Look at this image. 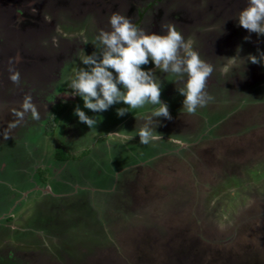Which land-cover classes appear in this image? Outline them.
Segmentation results:
<instances>
[{
	"label": "rangeland",
	"instance_id": "1",
	"mask_svg": "<svg viewBox=\"0 0 264 264\" xmlns=\"http://www.w3.org/2000/svg\"><path fill=\"white\" fill-rule=\"evenodd\" d=\"M19 1L0 0V40L15 48L21 44L29 55L20 57L28 62L15 69L18 84L3 74L0 83L5 86L0 84V90L9 98L26 91L42 106L51 102L49 85L61 83L68 91L76 72L86 67L81 57L96 51L100 30H111L113 13L136 19L139 12L128 15L126 9H133L134 2L151 3L45 0L26 7L42 18L44 28L37 30L33 22L24 29L10 28L7 18L14 11L8 13L7 2L17 6ZM31 1L43 0L23 3ZM152 6L143 13L145 23L157 13L175 12L176 25L162 18L159 26H175L186 44L213 66L206 90L214 99L188 114L177 91L183 83H174V74L155 69L150 60L141 67L152 69L162 82L160 98L172 118H156L157 133L146 145L136 133L158 105L146 104L118 116L116 110L126 107L123 102L94 113L76 96L77 102L60 100L45 115L39 113L40 118L33 119L35 132L52 134L42 140L37 134L33 140L41 143L47 160L68 127L74 133L66 143L74 154L87 147V138L114 125L113 135L128 137L115 138L111 154L102 153L95 139L90 144L92 164L86 157L71 161L77 170L65 179L69 185L58 190L60 195L52 181L32 189L18 186L17 173H6L8 166L0 163V264H264V63L248 61L249 54L264 52V35L238 24L247 0H160ZM51 54L67 58L59 68L46 71L34 62ZM77 105L88 116L101 117L96 128L90 130L79 121L74 114ZM1 109L3 132L2 122L13 123L14 114ZM82 128L85 138L79 134ZM108 140L101 145L112 138ZM50 166L58 170L57 181L64 180L66 175L58 174L63 171L60 166ZM14 183L21 188L17 192Z\"/></svg>",
	"mask_w": 264,
	"mask_h": 264
},
{
	"label": "clouds",
	"instance_id": "2",
	"mask_svg": "<svg viewBox=\"0 0 264 264\" xmlns=\"http://www.w3.org/2000/svg\"><path fill=\"white\" fill-rule=\"evenodd\" d=\"M109 23L111 30L102 29L96 36V51L81 57V63L86 67L76 72L68 85L71 91L65 92L66 95L80 96L84 107L94 113L107 111L112 105L123 102L126 107L116 110L118 116L146 104L158 105L145 117L136 133L140 144L144 145L154 139L157 133L155 128L159 121L156 118L172 117L167 103L160 98L162 82L157 81L152 69L145 71L142 65H147L151 60L155 69L174 74L177 77L174 83H183L182 87H177V91L184 97L182 107L188 114H195L198 108L214 99L206 90L213 66L186 44L182 33L175 26L161 25L164 34L148 32L119 13H113ZM238 24L249 33L264 35V0H247V6L239 13ZM258 52V56L249 54L248 61L253 64L264 63V52L259 49ZM9 72L11 81L18 84L19 72L12 67ZM28 112H31L33 119L40 118L31 97L25 96L22 110L14 111L16 121L0 132V136L4 140L11 137L9 130L17 127ZM74 114L90 130L96 128L101 119L98 115L88 116L79 105L75 107Z\"/></svg>",
	"mask_w": 264,
	"mask_h": 264
},
{
	"label": "flooded vegetation",
	"instance_id": "3",
	"mask_svg": "<svg viewBox=\"0 0 264 264\" xmlns=\"http://www.w3.org/2000/svg\"><path fill=\"white\" fill-rule=\"evenodd\" d=\"M134 3L136 4V6H132L133 9L132 8L126 9L127 14L129 15V13H131L134 10L139 12V14L137 15L136 19L130 18V17H128V18H130L132 20V22L138 28H143V27H145L144 21H146L144 19L145 16L143 15V13L148 11L151 7H153L152 6L153 3H155L156 5L159 4L160 0H151L150 4H141V3H136V2H134ZM7 4H9V2H7ZM154 7H155V5H154ZM113 8H115V6ZM137 12H135V13H137ZM153 17H155V15L151 16V18H153ZM215 42H214V44H215ZM212 43H213V41L210 43L209 47L212 46L211 45ZM19 46H20V48L19 47L15 48V46L13 44H9L6 40H4V38L0 40V81H1V76L3 74L6 73L5 76L6 75H7V77L10 76V72H9L10 67H12L14 70L19 69L20 67L24 66L23 65L25 63L24 61H27V59L26 60L24 59V57H26V56L20 57V55L23 56L25 54V51L22 49L21 44H19ZM23 51H24V53H23ZM66 58L67 57L65 56V54L57 55V56L55 54H51L49 56H46V58L44 60H42L41 63L47 62V64L46 65L44 64L42 68H45V71H46V68L50 69L51 67H55V66L57 68H59V66H62L63 61ZM22 69H24V68H22ZM0 84H1V86H5V84L3 82H1ZM53 85L54 84H52L51 86L49 85V87H48V91H49L48 96L50 99V100L49 99L48 100L51 102L49 104H47L46 106L39 105V103H38L39 98L27 93L26 91H22V92L18 91L16 93H14L12 96H10V98H9V96L5 97L4 92L2 93L0 90V110H2L1 108H3V110H4L7 107L9 110H11L12 114H14V111H21L23 100H24L25 96H30L32 103L37 107L38 112L40 114L44 113V115L49 111L50 106L54 102H58L60 100L63 102L64 101L72 102V103L77 102L78 98L76 100V96H71V95L65 94V92L70 91L69 87H68V91H66V90H64L61 83L57 86H55V85L53 86ZM3 117H4V115L0 114V118H3ZM13 117H14V121H16L17 118L15 116H13ZM27 117H28V119H27ZM39 123L40 124L38 126L41 127L42 122L39 121ZM1 125H2L1 127L3 129L5 128L4 130H6V129H8L9 123L6 122V124L4 125V123L2 122ZM115 126H117V125H114V127L109 129V131H106L104 134L99 133L98 136H96L97 138L96 137L93 139L87 138L88 145L95 144V139H96V142L97 141L98 142L95 145L98 146V149L102 153L105 150L106 153L111 154L112 149L115 147V145H114V142L116 141L115 138L121 139V138L128 137V135H124V133L120 134V137H119V135H117V136L113 135L115 133V130H116ZM84 128H85V126H84ZM84 128L81 129V132H79V134H81L80 136L85 138ZM35 130L37 131V128H35L33 125V118H32L31 112H28V113H26V117L24 115V118L19 121L17 127L9 130V134L11 137H9L7 140H4L3 137L0 136L1 137V141H0V163L2 164L1 166H6V165L8 166L7 167L8 169L5 170L6 173L11 169L15 173H17V175L20 177V184L18 186L22 185V188H24V189H32V188H35L37 184L38 185L43 184L44 182H46V184H48V183H51V181H52L55 185V189L57 190L56 191L57 194L60 195L61 192H59L58 190L63 189L64 186H66V185H69V182H66L67 178H69V175L71 173H73L74 171L77 170V167H73L74 164L71 163V161H73V160L76 161V158H73L74 156H76V155L79 156V154H81V152H83L84 150H88V152L86 154H83L79 159H81L82 157H86V160H88V163L90 160L91 164H92V160L94 158V157H92V158L90 157L92 153L94 154V152L91 148L92 145L89 146L90 148H88V145H87V147H85V149L80 151L78 154H74L73 151H71L70 148H68V144L66 143L68 141V137H70V134L74 133L71 131V127H68L62 131V133H63L62 136H64V137L61 136V138L58 139L59 141H57L56 144L58 145L57 147H59V148L63 147L65 149V151L70 155V157L68 159H62V160L55 159L53 157V152L55 150L54 149L52 154H51L52 159L47 160L48 156H44V149L42 148L41 143H39L40 144L39 145L38 143H35L33 140V139H35L34 137L37 134H40L38 132H35ZM34 132H35V134H33ZM51 134L52 133L41 132L40 139L42 140L43 137L45 138L47 136H51ZM129 136H131V138H132L134 135H131L129 133ZM108 137L112 138L111 142L110 143L107 142L106 145L102 146L101 142L105 143L106 142L105 140L109 141ZM135 137H138V136H135ZM101 140H104V141H101ZM83 141H85V139ZM83 143L85 144V142H81L80 144H83ZM99 155L101 156L100 153H99ZM36 162H37V164L34 165ZM59 163L60 164L62 163V166ZM38 165H42V166L37 167ZM50 165H54L55 167L60 166L59 170L60 171L63 170V171H61V173H58V174L66 175L64 180L61 179V182L57 181L58 175L54 172H56L58 170L54 171ZM10 166H12V167L9 169ZM42 168H46L48 171H46L45 173H43L41 175L39 170H41ZM29 172H30V174H29ZM37 173H38V175H37ZM6 176H7V174H6ZM34 177L36 179H34ZM65 179H66V181H65ZM13 182H15V181H13ZM26 182L28 184H26ZM55 182H58V184ZM1 184H3V182H2V178L0 177V185ZM14 184L16 186L17 183H14ZM20 189H21L20 187L16 186L15 190L13 189V191L17 192ZM37 189L39 190V188H37ZM33 190H36V189H33Z\"/></svg>",
	"mask_w": 264,
	"mask_h": 264
},
{
	"label": "water",
	"instance_id": "4",
	"mask_svg": "<svg viewBox=\"0 0 264 264\" xmlns=\"http://www.w3.org/2000/svg\"><path fill=\"white\" fill-rule=\"evenodd\" d=\"M54 1L61 3L63 0H53V1L51 0L50 3L52 4V2H54ZM45 2L46 1L43 0L42 2H40L41 4H38V3L34 2V1H31L28 4H26V3H23V0H20L19 3L17 4V6H15L14 5L15 3H13V2H9L8 5L11 7V9L8 8V10H9L8 13H10L11 10L14 11V13L10 14L11 16H8L10 27L12 26L14 29H24L27 26H29L30 24H32V22H33L34 23V27L37 28V30L41 29V28H44V27H42V24H41L42 18L39 16V14H37V17H34L35 15L33 16V13L30 12V10L27 11L28 8H26V7H29L30 5H34L36 7L38 5L45 4ZM2 3H3V1H2ZM1 5L2 4H0V7H1ZM17 10H20V11H17ZM174 13L175 12H173V11H171V12L169 11L168 13H163V12H161L160 14L157 13L155 15V17L150 19V21H147L146 23H144L145 27H143V29H146L147 31L150 30L152 32V30H151V28H152V29H155V30L158 31L157 34H163L164 30L159 26L160 24H158L159 19L164 18V20H166L167 22H169V20H170V22H174V24L176 25V15ZM163 24H164V26H167V24L169 25V23H167V24L163 23ZM214 40H213V42H214ZM23 53H24V51H23ZM27 54L28 53H26V51H25L24 55H27ZM45 58H46V56H42V57L39 56V58L37 60H34V62H36L37 66L39 68L43 69L41 66H43L44 64L46 65L47 62L41 63V61L44 60ZM24 62L26 63L28 61H24Z\"/></svg>",
	"mask_w": 264,
	"mask_h": 264
},
{
	"label": "trees",
	"instance_id": "5",
	"mask_svg": "<svg viewBox=\"0 0 264 264\" xmlns=\"http://www.w3.org/2000/svg\"><path fill=\"white\" fill-rule=\"evenodd\" d=\"M46 133H50V131L46 130ZM88 152V150H84L83 152H81V154H79V156H72L73 158L79 159L83 154H86ZM53 157L55 159L58 160H62V159H68L70 157V155L65 151V149L63 147H56L54 152H53ZM40 171V174L42 175L43 173H45L46 171H48L46 168H42ZM46 175V174H45ZM14 193V192H11Z\"/></svg>",
	"mask_w": 264,
	"mask_h": 264
}]
</instances>
